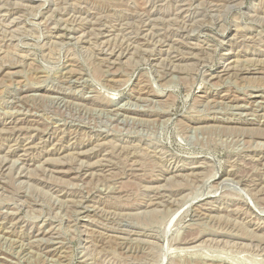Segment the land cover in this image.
Here are the masks:
<instances>
[{
    "label": "rangeland",
    "instance_id": "obj_1",
    "mask_svg": "<svg viewBox=\"0 0 264 264\" xmlns=\"http://www.w3.org/2000/svg\"><path fill=\"white\" fill-rule=\"evenodd\" d=\"M0 264H264V0H0Z\"/></svg>",
    "mask_w": 264,
    "mask_h": 264
},
{
    "label": "bare ground",
    "instance_id": "obj_2",
    "mask_svg": "<svg viewBox=\"0 0 264 264\" xmlns=\"http://www.w3.org/2000/svg\"><path fill=\"white\" fill-rule=\"evenodd\" d=\"M259 68V67H258ZM254 70H256V69H254ZM235 71V70H234ZM252 71V70H251ZM242 72V71H241ZM245 72H246V70H245ZM247 72H248V70H247ZM241 108V107H240ZM249 121V120H248ZM242 122V121H241Z\"/></svg>",
    "mask_w": 264,
    "mask_h": 264
}]
</instances>
